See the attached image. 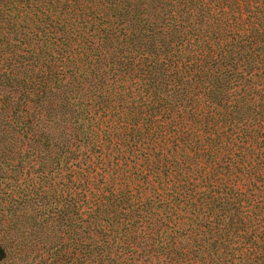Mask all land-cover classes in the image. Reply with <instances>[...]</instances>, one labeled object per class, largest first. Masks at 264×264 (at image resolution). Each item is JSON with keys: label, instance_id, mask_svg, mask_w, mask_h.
Returning <instances> with one entry per match:
<instances>
[{"label": "trees", "instance_id": "1", "mask_svg": "<svg viewBox=\"0 0 264 264\" xmlns=\"http://www.w3.org/2000/svg\"><path fill=\"white\" fill-rule=\"evenodd\" d=\"M0 58L11 223L107 264H264V0H0Z\"/></svg>", "mask_w": 264, "mask_h": 264}, {"label": "rangeland", "instance_id": "2", "mask_svg": "<svg viewBox=\"0 0 264 264\" xmlns=\"http://www.w3.org/2000/svg\"><path fill=\"white\" fill-rule=\"evenodd\" d=\"M2 60L0 58V72L6 73ZM9 107L6 79L0 77V246L4 250L0 264H107L105 260L101 262L93 256L81 253L83 249L78 251L77 246L51 236L55 227L38 223L29 226L31 221L25 222L24 219L15 224L11 223L6 207V194L13 177L18 176L14 169L17 163L16 151L19 149L18 152L21 153L24 145L18 141L20 136L15 140L11 138ZM20 162L24 164L23 160ZM26 168L27 164L22 166V174ZM18 207L23 210L30 208L27 204Z\"/></svg>", "mask_w": 264, "mask_h": 264}]
</instances>
